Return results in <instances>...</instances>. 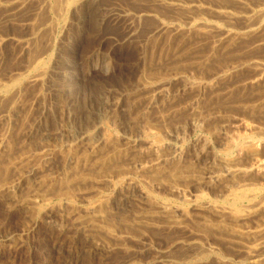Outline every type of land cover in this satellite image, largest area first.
Segmentation results:
<instances>
[{
    "label": "rangeland",
    "instance_id": "374dc122",
    "mask_svg": "<svg viewBox=\"0 0 264 264\" xmlns=\"http://www.w3.org/2000/svg\"><path fill=\"white\" fill-rule=\"evenodd\" d=\"M242 1L236 5L235 0L221 2L234 5L242 13L247 7L264 8V0ZM55 3L0 0V141L4 138L0 142V264H186L182 258L195 253V244L202 250L196 264H248L244 245H249V239L242 240V245L227 232L224 235V230L214 225L221 218L207 206L217 203L229 208L233 206L234 191L240 190L232 179L214 180L217 173H222L215 165L214 150L221 146L222 136L215 135L214 124L217 128L225 124L228 131L235 125L245 132L246 123L256 127L249 138L262 142L264 160V142L259 139L264 133V88L246 86L256 73L252 62L264 64V23L257 34L240 36L232 42L217 43L215 33L189 29L177 35L168 32L150 37L156 21L134 18L151 9V0H88L78 4L76 10L63 11L64 16L52 18ZM157 7L167 14L166 22L186 26L170 7ZM46 21L47 25L42 26ZM221 23L224 28L233 27ZM241 23L237 20L234 27ZM38 53L43 58L41 66L29 69ZM98 58L111 65L109 72L98 68ZM223 72L225 75H221ZM37 74L41 75L39 79L31 81ZM157 79L163 81L162 87V83H155ZM247 105L255 108L248 110ZM194 109L205 122L199 127L191 124ZM97 126L109 130L114 136L112 141L105 144L98 140ZM142 129H151L153 139L165 143L159 152V163L165 170L161 178L156 177L160 174L136 170L137 163L149 165L157 158L147 150L148 139ZM92 137L97 139L93 141ZM204 141L210 147L206 156L201 153L206 147ZM174 147L183 155H175ZM176 168L181 170L174 176L169 171ZM130 175L135 183L126 178ZM237 179L246 182L243 188L252 191L254 201L262 199L264 203V175ZM142 192L154 195L153 201L145 199ZM103 199L109 204L101 203ZM237 201L240 209L247 208L246 199ZM95 202L98 206L104 204L100 216L88 213ZM159 204L172 209L186 207L189 217L172 221L158 212ZM152 210L157 214H151ZM259 215L264 219V213L257 214L242 225L248 229L261 225L264 220ZM189 241L195 243L188 245Z\"/></svg>",
    "mask_w": 264,
    "mask_h": 264
},
{
    "label": "bare ground",
    "instance_id": "6f19581e",
    "mask_svg": "<svg viewBox=\"0 0 264 264\" xmlns=\"http://www.w3.org/2000/svg\"><path fill=\"white\" fill-rule=\"evenodd\" d=\"M46 1V0H45ZM85 1H88V0H55V11H54V13L52 14V18L54 17V16H58V17H61V16H64V14L62 15V13H63V11H69V10H73V9H75L76 10V8H77V5L78 4H82V3H84ZM92 1V0H91ZM136 1V0H135ZM139 1V0H138ZM152 1V7H151V9L149 8H147L146 10H144L143 12H141V14H137L135 17L136 18H134V20H137L138 19V21H141L142 20V18H144L145 19V17H147V18H151L152 20L154 19L155 21H156V24L154 25V27L150 30V32H149V36L151 37V36H158L159 35V37H160V35H163V34H167L168 32H171V34H174V35H177V34H179V33H183V32H185L184 30L185 29H189V31H197V32H203V33H208V32H213V33H215V40H216V42L217 43H221V42H232V40L233 39H235V38H237V37H240V36H245V35H255V34H257L258 32H259V29H260V27H261V25L264 23V8H259V5H256L257 7H254V9L253 8H249L248 9V7H247V11H245V10H243V11H245V12H238V10H237V8H235V6L234 5H232V4H229V3H224V2H221V1H223V0H220V2H219V0H171V1H168V0H151ZM215 2V3H213V2ZM217 2V3H216ZM251 2H253V1H251ZM257 2V1H256ZM262 2V1H261ZM264 2V1H263ZM50 3V2H49ZM48 2H47V4H49ZM233 3V2H232ZM238 3H243V1L242 0H235V5L236 4H238ZM24 4V3H23ZM211 4H212V6H211ZM254 4V3H253ZM263 4V3H262ZM41 5H43V3L41 4ZM41 5H40V7H41ZM52 5V4H51ZM241 5V4H240ZM242 5H244V4H242ZM248 5V4H247ZM38 6V5H37ZM79 6V5H78ZM87 6V5H86ZM157 6H168V7H170L171 8V11L172 12H175V13H177L181 18L179 19L181 22H185V24H186V26H187V28H186V26H183V25H179V24H174V23H169V22H166V20H165V18L164 17H166L165 15H167L166 13H163L164 11H160L161 9H159ZM6 7V6H5ZM46 7V6H45ZM44 7V8H45ZM92 7V6H91ZM97 7V6H96ZM95 7V8H96ZM149 7V6H148ZM239 7V6H238ZM7 8V7H6ZM100 8V7H99ZM169 8V9H170ZM244 9H246V5L243 7ZM16 9V8H15ZM41 9V8H40ZM54 9V8H53ZM78 9V8H77ZM144 9V8H143ZM234 10H237V12H235ZM242 10H240V11H242ZM48 11V10H47ZM34 12V11H33ZM41 12V11H40ZM44 12H45V9H44ZM43 12V13H44ZM50 12V11H49ZM66 13V12H65ZM82 13V12H81ZM36 15H37V13H35ZM45 14H46V12H45ZM134 15V14H133ZM56 16V17H57ZM67 16V15H66ZM81 16V15H80ZM109 16V15H108ZM129 16V15H128ZM51 17V16H50ZM57 17V18H58ZM120 17V16H119ZM14 18V17H13ZM33 18V17H32ZM47 18V17H46ZM38 19H39V17H38ZM41 19V18H40ZM239 19H241L242 20V23L240 24V25H237V26H235L234 27V23H236V21L237 20H239ZM7 20V19H6ZM36 20V19H35ZM51 20V19H50ZM55 20H56V18H55ZM61 20V19H60ZM178 20V21H179ZM38 21V20H37ZM36 21V22H37ZM221 21H223V22H227V25L229 24V25H232L233 24V27L231 28V29H227V28H224V26L222 25V24H224V23H221ZM180 22V23H181ZM33 23H35V22H33ZM54 23V22H53ZM58 23H59V21H58ZM155 23V22H154ZM49 24H50V22H49ZM55 24V23H54ZM53 24V25H54ZM184 24V23H183ZM39 25H40V23H39ZM44 25H47V21L42 25V26H44ZM51 25H52V23H51ZM50 25V26H51ZM53 25H52V27H53ZM56 25V24H55ZM226 25V26H227ZM38 26V25H37ZM150 27V26H149ZM38 28V27H37ZM46 28V27H45ZM47 29H48V27H47ZM184 29V30H183ZM53 30V29H52ZM51 30V31H52ZM54 30H55V28H54ZM50 31V30H49ZM261 32H262V30H261ZM42 33H44V31L43 32H41V34ZM45 33H47V32H45ZM194 33V32H193ZM212 33V34H213ZM196 34V33H195ZM209 34V33H208ZM34 35V34H33ZM44 35V34H43ZM197 35V34H196ZM195 35V36H196ZM211 35V34H210ZM42 36V35H41ZM48 36V35H47ZM54 36H56V34L54 35ZM168 36V35H167ZM191 36H192V34H191ZM203 36V35H202ZM207 36V35H206ZM34 37V36H33ZM49 37H50V35H49ZM258 37V36H257ZM51 38V37H50ZM157 38V37H156ZM174 38H176V36L174 37ZM195 38V37H194ZM209 38H211V37H209ZM54 39V38H53ZM203 39V38H202ZM247 39V38H246ZM260 39V38H259ZM32 40H34L35 41V39H32ZM155 40V39H154ZM177 40V39H176ZM183 40V39H182ZM204 40V39H203ZM206 40V39H205ZM245 40V39H244ZM0 41H1V39H0ZM39 41V40H38ZM37 41V42H38ZM169 41V40H168ZM185 41V40H184ZM190 41V40H189ZM40 42V41H39ZM152 42H153V40H152ZM174 42V41H173ZM179 42H180V40H179ZM201 42V41H200ZM42 43V42H41ZM165 43V42H164ZM177 43V42H176ZM31 44V43H30ZM181 44H182V42H181ZM209 44V43H208ZM231 44V43H230ZM35 45V44H34ZM34 45H32L33 47H34ZM53 45V44H52ZM51 45V46H52ZM56 45V44H55ZM186 45H188V44H186ZM202 45V44H201ZM228 45V44H227ZM258 45V44H257ZM43 46H44V44H43ZM221 46V45H220ZM249 46V45H248ZM252 46H254V45H252ZM261 46V45H260ZM27 47H28V44H27ZM26 47V48H27ZM53 47V46H52ZM215 47H217L216 45H215ZM245 47V46H244ZM258 47V46H257ZM182 48V47H181ZM211 48V47H210ZM213 48H214V45H213ZM226 48V47H225ZM232 48V47H231ZM235 48V47H234ZM249 48V47H248ZM254 48V47H253ZM28 50H29V48H28ZM38 50H40V49H38ZM38 50H37V52H38ZM230 50H232V49H230ZM43 51V50H42ZM41 51V52H42ZM53 51V50H52ZM186 51V50H185ZM211 51H213V50H211ZM210 51V52H211ZM32 52H33V50H32ZM36 52V51H35ZM36 52V53H37ZM47 53V52H46ZM40 54L41 53H38V56L36 55V57H35V59H34V61L29 65V69H32V70H37V67L38 66H41V62H43L42 61V59H41V56H40ZM45 54V53H44ZM214 54V53H213ZM184 55V54H183ZM225 55V54H224ZM230 55V54H229ZM187 56V55H186ZM216 56V55H215ZM242 56V55H241ZM240 56V57H241ZM95 57V56H94ZM93 57V58H94ZM175 57V56H174ZM191 57V56H190ZM226 57H228V56H226ZM208 58V57H207ZM229 58V57H228ZM237 58V57H236ZM223 59V58H222ZM184 60V59H183ZM251 61H252V59H251ZM45 62H46V60H45ZM45 62H44V64H45ZM50 62V61H49ZM97 63H95L97 66H98V68H101V69H103V70H105L106 72H109L110 71V69H111V65L107 62V61H105V60H103V59H99L98 58V60L96 61ZM208 62V61H207ZM218 63V62H217ZM245 63V62H244ZM248 63V62H247ZM253 64V66L255 67V71H256V73L254 74V76L252 77V79L250 80V82H247L248 84H246V86H250V89H256V88H261V87H263L264 88V84L262 83V82H264V64L262 63V62H260V61H258V60H254V62H252ZM196 65V64H195ZM228 65V64H227ZM44 66V65H43ZM47 66H49L48 64H47ZM235 66H237V65H235ZM240 66V65H239ZM242 66V65H241ZM247 66V65H246ZM250 66V65H249ZM213 67V66H212ZM44 68V67H43ZM234 68V67H233ZM237 68V67H236ZM249 68V67H248ZM250 68H251V66H250ZM50 69V68H49ZM196 69V68H195ZM228 69V68H227ZM43 70H45V68L43 69ZM29 71V70H28ZM27 71V72H28ZM148 71V70H147ZM153 71V70H152ZM152 71H151V74H152ZM158 71V70H157ZM159 71H161V70H159ZM196 71V70H195ZM234 71H235V69H234ZM27 72H25V73H27ZM39 72H41V71H39ZM230 72V71H229ZM239 72V71H238ZM43 73H44V71H43ZM160 73V72H159ZM181 73H182V71H181ZM225 72H223L221 75H225L224 74ZM19 73H17V75H18ZM23 74V73H22ZM149 74V73H148ZM161 74V73H160ZM218 74V73H217ZM216 74V75H217ZM21 75V74H20ZM29 75V74H28ZM215 75V74H214ZM229 75V74H228ZM252 75V74H251ZM250 75V76H251ZM23 76V75H22ZM22 76H20V77H22ZM41 75H39V74H37V75H34V78L31 80V81H33V82H35V81H37L38 79H39V77H40ZM44 76V75H43ZM219 76H220V74H219ZM19 77V76H18ZM17 77V78H18ZM24 77V76H23ZM27 77V76H26ZM26 77H24V78H26ZM223 77H225V76H223ZM30 78V77H29ZM28 78V79H29ZM152 78V77H151ZM231 78V77H230ZM213 79V78H212ZM245 79H247V78H245ZM250 79V78H249ZM40 80H43L42 78L40 79ZM215 80V79H214ZM213 80V81H214ZM220 80H222V79H220ZM229 80V79H228ZM16 81V80H15ZM149 81V80H148ZM152 81H154V80H152ZM195 81V80H194ZM219 81V80H218ZM28 82V81H27ZM196 82V81H195ZM194 82V83H195ZM217 82V81H216ZM19 83V82H18ZM29 83V82H28ZM156 84H161L162 83V85H161V87L164 85L163 84V81L162 80H158L157 79V81L155 82ZM189 83H193V82H191V81H189ZM193 83V84H194ZM208 83V82H207ZM206 83V84H207ZM214 83H215V81H214ZM41 84V83H40ZM150 84H153V83H150ZM192 84V85H193ZM263 84V85H262ZM20 85V84H19ZM18 85V86H19ZM211 85H212V83H211ZM206 86V85H205ZM208 86V85H207ZM217 86V85H216ZM245 86V87H246ZM0 87H1V84H0ZM7 87V86H6ZM190 87V86H189ZM193 87V86H192ZM191 87V88H192ZM195 87V86H194ZM213 87V86H212ZM9 88V87H8ZM198 88V87H197ZM204 88V87H203ZM229 88V87H228ZM10 89V88H9ZM8 89V90H9ZM207 89V88H206ZM208 89H210V88H208ZM247 89V88H246ZM262 89V88H261ZM219 90V89H218ZM223 90V89H222ZM197 91V90H196ZM211 91V90H210ZM149 92V91H148ZM221 92V91H220ZM244 92V91H243ZM3 93V92H2ZM229 93V92H228ZM6 95V94H5ZM262 95V94H261ZM9 96V95H8ZM60 96V95H59ZM214 96V95H213ZM212 96V97H213ZM227 96H229V97H227V98H230V94H227ZM263 96V95H262ZM11 97V96H10ZM217 97V96H216ZM242 97V96H241ZM261 97V96H260ZM153 98V97H152ZM223 97H220V98H218V99H222ZM1 99V98H0ZM246 99V98H245ZM259 99V98H258ZM3 100V99H2ZM6 100V99H5ZM9 100V99H8ZM195 100V99H194ZM197 101H198V99H196ZM222 100H225V98H223ZM237 100V99H236ZM242 100H243V98H242ZM1 101V100H0ZM200 101V100H199ZM210 101V100H209ZM212 101H213V99H212ZM218 101V100H217ZM228 101V100H227ZM227 101H224V102H227ZM244 101H246V100H244ZM254 101H255V99H254ZM4 102V101H3ZM154 102H156V101H154ZM194 102V101H193ZM192 102V103H193ZM215 102V101H214ZM219 102V101H218ZM231 102V101H230ZM239 102V101H238ZM237 102V103H238ZM195 103V102H194ZM195 104H197V103H195ZM212 104V103H211ZM218 104V103H217ZM217 104H216V107H217ZM227 104V103H226ZM248 104V103H247ZM254 104V103H253ZM206 105V104H205ZM221 105V104H220ZM223 105V104H222ZM257 105V104H256ZM151 106H152V104H151ZM199 106V105H198ZM214 106V105H213ZM224 106V105H223ZM223 106H222V108H223ZM263 106V105H262ZM192 107V106H191ZM201 107V106H200ZM211 107V106H210ZM216 107H211V108H213L214 110L215 109H217ZM219 107H221V106H219ZM225 107V106H224ZM228 107H230V106H228ZM252 107L253 108H255V106L253 105V106H250V105H247V106H245V108L246 109H248V110H252ZM261 107V106H260ZM194 108V107H193ZM227 108V107H226ZM238 108V107H237ZM244 108V107H243ZM257 108V107H256ZM259 108V107H258ZM198 109V108H197ZM207 111H209L210 110V108L207 106ZM218 109H221V108H218ZM260 109V108H259ZM262 109H263V107H262ZM195 110V112H192L193 114L191 115V124L194 126V127H199V126H201V125H203L202 123H205L204 122V120L201 118V116H200V114H199V112H198V110H196V109H194ZM203 110V109H202ZM224 110V109H223ZM229 110V109H228ZM235 110V109H234ZM234 110H232V112L234 111ZM200 111V110H199ZM230 111V110H229ZM239 111V110H238ZM256 111H258V110H256ZM201 112V111H200ZM203 112V111H202ZM213 112V111H212ZM215 112V111H214ZM219 112V111H218ZM223 112V111H222ZM261 112V111H260ZM144 113H146V112H144ZM220 113V112H219ZM226 113H227V111H226ZM242 113V112H241ZM245 113V112H244ZM252 113H253V111H252ZM20 114V113H19ZM104 115H105V113H103ZM208 114V113H207ZM222 114V113H221ZM220 114V115H221ZM224 114V113H223ZM231 114V113H230ZM234 114V113H233ZM246 114V113H245ZM137 115V114H136ZM140 114H138V116H139ZM145 115V114H144ZM216 115H219V114H216ZM250 115V114H249ZM253 114H251V116H252ZM43 116V115H42ZM105 116H107V115H105ZM233 116V115H232ZM237 116V115H236ZM260 116H261V114H260ZM134 117V116H133ZM163 117V116H162ZM203 117V116H202ZM235 117V116H234ZM256 117V116H255ZM263 117V116H262ZM102 118V117H101ZM189 118H190V116H189ZM215 118H217V117H215ZM214 118V119H215ZM223 118V117H222ZM252 118H253V116H252ZM2 119V118H1ZM226 119V118H225ZM255 119V118H254ZM102 120V119H101ZM107 120H108V118H107ZM210 120V119H209ZM232 120V119H231ZM252 120V119H251ZM109 121V120H108ZM161 121H162V119H161ZM230 121V120H229ZM228 121V122H229ZM103 122V121H102ZM107 122V121H106ZM217 122H218V120H217ZM227 122V121H226ZM230 122H232V121H230ZM103 123H105V122H103ZM102 123V124H103ZM147 123V122H146ZM216 123V122H215ZM245 123V122H244ZM140 124V123H139ZM151 124V123H150ZM175 124V123H174ZM210 124V123H209ZM213 124V123H212ZM217 124V123H216ZM223 124V123H222ZM99 125V124H98ZM110 125V124H109ZM108 125V126H109ZM167 125V124H166ZM104 126V125H103ZM106 126V125H105ZM144 126V125H143ZM151 126V125H150ZM158 126V125H157ZM160 126V125H159ZM158 126V127H159ZM177 126V125H176ZM205 126V125H204ZM212 125H210V127H211ZM217 125H215L214 124V129H215V135L217 134V135H219V136H222V143H221V146L219 147V149L217 150L216 148L214 149L215 150V153H216V158H217V162H215V165H217V167L218 168H221V170H222V173H217L216 175H215V177H216V179L214 178V180L215 181H218V180H222V179H224V178H228V179H232L233 180V182H236V184H237V187L238 188H240V190H236V191H234V199H233V202H232V204H233V206H230L229 208H223V207H219L218 205H217V203H216V205H214V204H209L208 206H207V209H210L211 211H214L221 219L220 220H217L218 222H216L214 225H216L217 227H219V228H222V230H224L223 232H224V235H225V233L227 232V236H230V237H232V238H236V239H238V241L242 244V245H244L243 244V242H242V240H244L245 238L246 239H249V245H244V248H246V253H247V255H246V257L248 258V264H260V263H262V262H264V239H263V237L262 236H264V235H262L263 233H264V223H262L261 225H258V226H256L255 228H252V229H248V228H246L247 226H245L244 227V225H242V224H245L246 222V220H248L251 216H256L257 214H262V213H264V203L262 202V199H261V202H257V201H254V199H253V196H252V191L250 192L249 191V193L247 192V189H244L243 187L245 186L244 184H246V182L243 184L241 181H238L239 179H237V178H243V177H248V176H250V175H264V160H263V158H261V154L262 153H260V146H262L261 144H262V142H261V144L259 143V141H256L254 138L252 139V138H249L250 136H249V134L251 133V132H254V130H255V128L256 127H254L253 125H251L250 123H246V125H245V132H242L241 130L239 131L238 130V128L235 126V125H233V130L232 131H228V128H227V126L224 124V125H222L221 126V128H217L216 127ZM257 126V125H256ZM98 128H97V132L101 135H97V137H98V140H101L102 142H104L105 144L106 143H109V141H112V137H114V136H112L111 134H110V131L109 130H104V127L101 129L100 128V126H97ZM156 127V126H155ZM161 127V126H160ZM209 127V128H210ZM95 128H96V125H95ZM109 128V127H108ZM203 128H205V127H203ZM241 128V127H240ZM244 128V127H243ZM242 128V129H243ZM106 129V128H105ZM110 129V128H109ZM154 129H156V128H154ZM211 129V128H210ZM260 129V128H259ZM143 131H142V133H144V136L145 137H147V142L148 143H145V144H148V149L147 150H149L151 153H152V155L154 154V155H157V158L155 159V160H153L152 162H149L148 164L149 165H146L145 163L143 164L142 163V161L141 162H139V163H137L136 165H135V167H136V170L138 171V170H140L141 172H143V173H147V175L148 174H153V175H158V174H160V175H158V176H156V177H160L161 178V176H162V173H163V175H164V172H165V170L163 169V168H161L162 167V165H160L161 163H159V161H160V159L162 158V156L160 155V154H162V153H160L159 154V152H160V150L164 147V144L162 143V141L163 140H161V142L156 138V139H153L154 137H152L151 135H152V131H151V129L149 130H145V129H142ZM203 130V129H202ZM167 131V130H166ZM165 131V132H166ZM260 131H262V130H260ZM113 132V131H112ZM156 132V131H155ZM204 132V131H203ZM210 132V131H209ZM212 132L214 133V130H212ZM96 133V132H95ZM154 133V132H153ZM91 134V133H90ZM94 134V133H93ZM212 134V133H211ZM261 134V137L259 138L260 139V141H263L264 142V133H260ZM95 135V134H94ZM158 135H160V134H158ZM167 135V134H166ZM180 135V134H179ZM213 136H214V134H212ZM252 135V134H251ZM256 135V134H255ZM91 136H93V135H91ZM139 136V135H138ZM143 136V135H142ZM175 136V135H174ZM141 137V136H140ZM184 137V136H183ZM253 137V136H252ZM93 138V137H92ZM150 138V139H149ZM180 138H181V136H180ZM204 138V137H203ZM94 139H97V138H93L92 140L94 141ZM176 139V138H175ZM177 139H179L178 137H177ZM2 140H4V138L2 137ZM2 140L0 141V142H2ZM143 140V139H142ZM180 140V139H179ZM7 141V140H6ZM11 141V140H10ZM89 141V140H88ZM101 141H100V143H101ZM117 141V140H116ZM169 141V140H168ZM173 141V140H172ZM181 141V140H180ZM183 141V140H182ZM205 142L206 141H204V143L203 144H205ZM124 143V142H123ZM135 143V142H134ZM207 143V142H206ZM4 144V143H3ZM112 144V143H111ZM116 144V143H115ZM184 144V143H183ZM264 144V143H263ZM11 145V144H10ZM206 145V144H205ZM8 146V145H7ZM170 146H172V145H170ZM169 146V147H170ZM114 147V146H113ZM176 147H178V146H176ZM143 148V147H142ZM165 148H166V146H165ZM175 148V147H174ZM209 146H207L206 145V147H204L203 148V150L201 151V153H202V155H204V156H206V155H208L209 154V152H210V150H209ZM6 149V148H5ZM4 149V150H5ZM122 149V148H121ZM171 149V148H170ZM190 149V148H189ZM131 150V149H130ZM174 152V154L175 155H179V156H181V155H183V153H181V151H179V150H181V149H177V148H175V149H172ZM171 150V151H172ZM146 151V150H145ZM234 151V153L232 154V152ZM3 153H5V152H3ZM7 153H9V152H7ZM121 153V152H120ZM142 153V152H141ZM201 153H200V155H201ZM126 154V153H125ZM124 154V155H125ZM165 154V153H164ZM11 155V154H10ZM6 156H8V155H6ZM123 157V156H122ZM141 157V156H140ZM184 157V156H183ZM201 157V156H200ZM137 158V157H136ZM143 158H144V156H143ZM215 158V157H214ZM24 159V158H23ZM172 159V158H171ZM164 160V159H163ZM165 160H167V159H165ZM181 160H183V159H181ZM247 161V160H249V161H247L246 163H247V165H245V164H243V162L244 161ZM251 160V161H250ZM139 161V160H138ZM151 161V160H150ZM169 161V160H168ZM252 161H253V163H252ZM162 162V161H161ZM185 162V161H184ZM191 162V161H190ZM249 162H251L250 164H249ZM117 163V162H116ZM164 163V162H163ZM178 163V162H177ZM245 163V162H244ZM119 164V163H118ZM214 164V163H213ZM120 165H121V162H120ZM214 165V166H215ZM122 166V165H121ZM174 166H175V164H174ZM169 167V166H168ZM172 166H170V168H171ZM176 167H179V166H176ZM209 167V166H208ZM182 168V167H181ZM195 168V167H194ZM202 168V167H201ZM217 168V169H218ZM24 169V168H23ZM120 169V168H119ZM179 168H176V169H174L173 171H169V172H171L173 175H174V173H176L177 171H179V170H181V169H179ZM187 169V168H186ZM216 169V170H217ZM115 170V169H114ZM116 170H118V169H116ZM125 170V169H124ZM136 170H134V172L136 171ZM183 170V169H182ZM190 170V169H189ZM201 170V169H200ZM120 171H121V169H120ZM127 171V170H126ZM125 171V172H126ZM123 172V171H122ZM122 172H120V173H122ZM124 172V173H125ZM140 172V173H141ZM191 172V171H190ZM221 172V171H220ZM128 173V172H127ZM126 173V174H127ZM180 173H181V171H180ZM123 174V173H122ZM165 174H167V173H165ZM178 174V173H177ZM183 174V173H182ZM142 175V174H141ZM176 175V174H175ZM174 175V176H175ZM181 175V174H180ZM113 176V175H112ZM125 176V175H124ZM173 176V177H174ZM182 176V175H181ZM86 177V176H85ZM168 177V176H167ZM177 177V176H176ZM126 178L130 181V183H135L134 181H133V179L132 178H135L134 176H132V175H130V176H126ZM136 178H138V177H136ZM154 178V177H153ZM180 178V177H179ZM195 178V177H194ZM205 178V177H204ZM258 178V177H257ZM173 179V178H172ZM190 179V178H189ZM228 179H227V181H228ZM250 179V178H249ZM150 180V179H149ZM195 180H197V179H195ZM206 180V179H205ZM245 180V179H244ZM254 180V179H253ZM154 181H156V179L154 180ZM180 181V180H179ZM184 181V180H183ZM187 181H190V180H187ZM192 181H194V180H192ZM246 181V180H245ZM123 182V181H122ZM167 182V181H166ZM175 182V181H174ZM191 182V181H190ZM113 183V182H112ZM153 183V182H152ZM207 183V182H206ZM212 183V182H211ZM223 183V182H222ZM232 183V182H231ZM254 182H252V184H253ZM119 184V183H118ZM129 184V183H128ZM127 184V185H128ZM177 184V183H176ZM215 184V183H214ZM234 184V183H233ZM249 184V183H248ZM258 184V183H257ZM261 184V183H260ZM115 185V184H114ZM125 185V184H124ZM130 185V184H129ZM225 185V184H224ZM223 185V186H224ZM229 185V184H228ZM232 185V184H231ZM256 185V184H255ZM117 186V185H116ZM143 186V185H142ZM230 186V185H229ZM247 186V185H246ZM249 186V185H248ZM247 186V187H248ZM258 186V185H257ZM154 187V186H153ZM159 187V186H158ZM162 187V186H161ZM171 187V186H170ZM176 187V186H175ZM179 187V186H178ZM218 187V186H217ZM222 187V186H221ZM255 187V186H254ZM226 188H227V186H226ZM225 188V189H226ZM150 189H152V188H150ZM252 189V188H251ZM218 190V189H217ZM227 190V189H226ZM232 190V189H231ZM66 192V191H65ZM202 192V191H201ZM229 192V191H228ZM143 193V192H142ZM145 193V192H144ZM143 193V194H144ZM227 194V193H226ZM225 194V195H226ZM232 194V193H231ZM260 194V193H259ZM110 195V194H109ZM140 195V194H139ZM136 196V195H135ZM180 196V195H179ZM199 196V195H198ZM197 196V197H198ZM105 197H107V196H105ZM122 197V196H121ZM127 197V196H126ZM138 197V196H137ZM143 197L145 198V199H147V200H150V201H153V199H154V195H151V193L150 192H146V194H144L143 195ZM227 197V196H226ZM264 197V196H263ZM103 198V197H102ZM108 198H110V197H108ZM141 198V197H140ZM206 198V197H205ZM256 198V197H255ZM101 199V198H100ZM100 199H98L97 201H99ZM238 199H240V200H242V199H246L249 203L247 204L248 206H247V208L246 209H240V207H238ZM102 200V199H101ZM107 200V199H106ZM109 200H111V199H109ZM161 200V199H160ZM203 200V199H202ZM155 201V200H154ZM162 201V200H161ZM164 201V200H163ZM197 201V200H196ZM201 201V200H200ZM101 202V201H100ZM108 202H110V201H106V202H104V199H103V201L101 202V203H104V204H109ZM160 202V201H159ZM195 202V201H194ZM198 202V201H197ZM225 202V201H224ZM229 202V201H228ZM94 203V202H93ZM100 203V206H104V204H101ZM157 203V202H156ZM160 203H163V202H160ZM193 203V202H192ZM191 203V204H192ZM95 204H96V202H95ZM99 204V203H98ZM231 204V203H230ZM111 205V204H110ZM114 205V204H113ZM151 205V204H150ZM153 206L155 205V202L152 204ZM242 205V204H241ZM100 206H98L97 204L95 205V206H91V208L90 209H88L89 210V212L88 213H91V214H98V216H100L99 215V213H101V210H102V207L100 208ZM105 206H107V205H105ZM153 206H152V209H153ZM229 206V205H228ZM246 206V205H245ZM155 207V206H154ZM172 207V206H171ZM179 207V206H178ZM189 207V206H188ZM244 207V206H243ZM105 208V207H104ZM151 208V207H150ZM157 208H160V210H158V212H163V214L164 215H166L167 217H169V219L170 220H174L175 222H179L181 219L180 218H184V217H187L188 215H189V210L188 209H185V208H183V207H181V208H175V209H172V208H168V206H165L164 204L162 205H160L159 204V206H157ZM107 209V208H106ZM146 209H148V208H146ZM196 209V208H195ZM198 209V208H197ZM206 209V210H207ZM108 210V209H107ZM106 210V211H107ZM200 210H202V209H200ZM200 210H197V211H200ZM149 211V210H148ZM103 212H104V210H103ZM108 212H109V210H108ZM195 212V211H194ZM206 212V211H205ZM157 214V213H155V211H151V214ZM213 213V212H212ZM106 215H107V213H105ZM104 214V215H105ZM193 214V213H192ZM105 215V216H106ZM147 215V214H146ZM149 215V214H148ZM161 215V214H160ZM191 215V214H190ZM205 215H207V214H205ZM215 215V214H214ZM90 216H92V215H90ZM90 216H88V218L90 217ZM105 216L103 217V218H105ZM162 216V215H161ZM160 216V217H161ZM203 216V215H202ZM208 216V215H207ZM120 217V216H119ZM164 217V216H163ZM162 217V218H163ZM189 217V216H188ZM188 217H187V219H188ZM192 217V216H191ZM206 217V216H205ZM210 217V216H209ZM259 217L261 218V217H263V216H260L259 215ZM92 218V217H91ZM123 218V217H122ZM124 218H125V216H124ZM128 218V217H127ZM127 218L125 219V221L127 220ZM149 218V217H148ZM207 218V217H206ZM226 218H228V219H226ZM95 219V218H94ZM149 219H151V218H149ZM163 219H165V218H163ZM162 219V220H163ZM204 219V218H203ZM209 219V218H208ZM207 219V220H208ZM211 219H212V217H211ZM214 219H215V217H214ZM262 219V218H261ZM109 220V219H108ZM111 220V219H110ZM109 220V221H110ZM128 220H130V219H128ZM134 220H135V218H134ZM156 220V219H155ZM161 220V221H162ZM179 220V221H178ZM189 220H190V218H189ZM229 220H230V222H229ZM262 220H264V219H262ZM102 221V220H101ZM117 221V220H116ZM116 221H115V223H116ZM133 221V220H132ZM159 221V220H158ZM183 221V220H182ZM196 221H198V220H196ZM203 221V220H202ZM212 221V220H211ZM257 221H258V219H257ZM103 222H104V219H103ZM111 222V221H110ZM127 222V221H126ZM157 222V221H156ZM165 222V221H164ZM248 222V221H247ZM250 222H251V220H250ZM260 222V221H259ZM108 223V222H107ZM106 223V224H107ZM113 223V222H112ZM112 223H108V224H112ZM135 223V222H134ZM133 222H132V224H134ZM136 223H137V221H136ZM139 223V222H138ZM137 223V224H138ZM158 223H160V222H158ZM163 223V222H162ZM161 223V224H162ZM165 223H170V222H165ZM249 223V222H248ZM261 223V222H260ZM94 224V223H93ZM131 224V225H132ZM145 224V223H144ZM147 224V223H146ZM175 224V223H174ZM177 224V223H176ZM206 224H211V222H209V221H206ZM252 224V223H251ZM250 224V225H251ZM255 224V223H254ZM253 224V225H254ZM258 224V223H257ZM119 225V224H118ZM125 225V224H124ZM126 225H128L127 223H126ZM129 225H130V222H129ZM139 225V224H138ZM137 225V226H138ZM164 225V224H163ZM199 225V224H198ZM204 225V224H203ZM247 225V224H246ZM249 225V224H248ZM249 225V226H250ZM111 226V225H110ZM109 226V227H110ZM115 226V225H114ZM166 226H168L167 224H166ZM179 226V225H178ZM193 226V225H192ZM209 226V225H208ZM112 227H113V225H112ZM116 227H117V224H116ZM127 227V226H126ZM130 227V226H129ZM142 227V226H141ZM145 227V226H144ZM148 226H146V228H147ZM152 227H153V224H152ZM198 227V226H197ZM215 227V226H214ZM252 227H254V226H252ZM143 228V227H142ZM150 228V227H149ZM169 228H171V227H169ZM201 228V227H200ZM202 228H203V226H202ZM211 228V227H210ZM209 228V229H210ZM251 228V227H250ZM111 229V228H110ZM205 229V228H204ZM207 229V228H206ZM206 229H205V231H206ZM215 228H213V230H214ZM112 230V229H111ZM175 230V229H174ZM177 230H178V228H177ZM201 230H203V229H201ZM211 230H212V228H211ZM93 231V230H92ZM216 231H219V229H217ZM112 232V231H111ZM132 232V231H131ZM220 232H222V231H220ZM222 232V233H223ZM170 233H168V235H169ZM215 235H216V233H214ZM218 234V233H217ZM214 235V236H215ZM106 236H108V235H106ZM111 236L109 235V238H110ZM163 237V236H162ZM174 237V236H173ZM221 237V236H220ZM230 237H229V239H230ZM108 238V239H109ZM175 238H176V235H175ZM224 238V237H223ZM183 239V238H182ZM181 239V240H182ZM218 239H220V238H218ZM166 240V239H165ZM170 240V239H169ZM195 240V239H194ZM171 241H173V240H171ZM177 241H179V239H177ZM176 241V242H177ZM183 241H184V239H183ZM180 242H178V243H176V244H179ZM195 242H193V241H189L188 242V245H191V244H194ZM228 243V242H227ZM229 244V243H228ZM190 247V246H189ZM194 247V246H193ZM195 247H196V249H195V253H193V254H188L187 255V257L184 259V258H182L183 260H184V262L183 263H186V264H190V263H195V262H197V261H199V259H198V255H199V252H202V250H200V248H198V244H195ZM227 247H229V246H227ZM232 247V246H231ZM231 247H229V248H231ZM243 247V246H242ZM241 248V247H240ZM178 249H180V248H178ZM182 249V248H181ZM207 250V249H206ZM211 250V249H210ZM178 251H180V250H178ZM185 251V250H184ZM203 251H204V248H203ZM216 251V250H215ZM198 252V253H197ZM221 252V251H220ZM171 253V252H170ZM222 253V252H221ZM186 254V253H185ZM201 254V253H200ZM171 255V254H170ZM177 255V254H176ZM225 255H228V254H225ZM230 255V254H229ZM183 256V255H182ZM182 256H180V257H182ZM179 257V256H178ZM173 258V257H172ZM176 258V257H175ZM220 258H222V257H220ZM178 259V258H177ZM182 260V261H183ZM213 260H215V259H213ZM223 260H226V259H223ZM228 260V259H227ZM176 261V260H175ZM220 261V260H219ZM181 262V261H180ZM215 263L217 262V261H214ZM221 262V261H220ZM171 263V262H170ZM175 263V262H174ZM177 263V262H176ZM196 264V263H195ZM198 264V263H197ZM212 264V263H211ZM219 264V263H218ZM232 264V263H231Z\"/></svg>",
    "mask_w": 264,
    "mask_h": 264
}]
</instances>
